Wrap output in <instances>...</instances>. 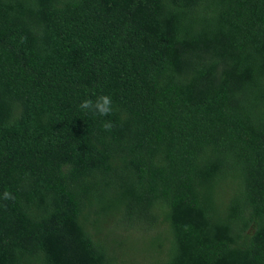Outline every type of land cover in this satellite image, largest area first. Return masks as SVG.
<instances>
[{"label":"trees","instance_id":"1","mask_svg":"<svg viewBox=\"0 0 264 264\" xmlns=\"http://www.w3.org/2000/svg\"><path fill=\"white\" fill-rule=\"evenodd\" d=\"M0 264H264V0H0Z\"/></svg>","mask_w":264,"mask_h":264},{"label":"clouds","instance_id":"2","mask_svg":"<svg viewBox=\"0 0 264 264\" xmlns=\"http://www.w3.org/2000/svg\"><path fill=\"white\" fill-rule=\"evenodd\" d=\"M79 107L83 110L91 111L94 114H98L103 117L110 116L114 111L112 98L108 95H101L97 97L95 101L92 99H86L81 102ZM113 126L114 125L110 120H106L103 124L106 131H110ZM3 195L4 199H14L12 194L8 191H5Z\"/></svg>","mask_w":264,"mask_h":264}]
</instances>
